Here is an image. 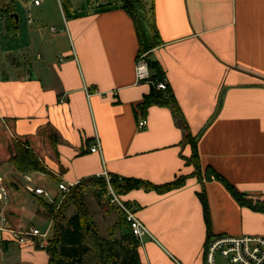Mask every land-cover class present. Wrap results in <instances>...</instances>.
Listing matches in <instances>:
<instances>
[{"label":"crops","instance_id":"crops-1","mask_svg":"<svg viewBox=\"0 0 264 264\" xmlns=\"http://www.w3.org/2000/svg\"><path fill=\"white\" fill-rule=\"evenodd\" d=\"M31 1L0 0V9L14 2L18 18L13 35L0 18V183L10 190L11 224L53 227L44 206L49 201L29 193V184L55 199L59 182L74 186L104 171L153 185L193 175L192 148L173 111H136L152 86L136 83L139 42L122 0H94L69 19L63 14L59 33L44 40L32 13L50 0L41 6ZM144 2L162 41L149 60L162 68L198 136L203 172L213 167L239 192L264 201V0ZM13 137L30 145L51 176L23 179L9 162ZM96 141L101 153L90 151ZM186 182L167 194L135 190L122 196L154 239L146 237L138 249L141 264H205L203 186L212 237L264 235V213L241 207L221 182ZM49 260L46 248L31 244L10 243L0 252V264Z\"/></svg>","mask_w":264,"mask_h":264},{"label":"trees","instance_id":"trees-1","mask_svg":"<svg viewBox=\"0 0 264 264\" xmlns=\"http://www.w3.org/2000/svg\"><path fill=\"white\" fill-rule=\"evenodd\" d=\"M144 0H122V9L127 12L135 26L137 40L139 42V55H147L149 68L156 71V75H152V80L155 82H164V72L158 63L150 62V52L162 45L158 31L154 24L149 25L148 13ZM14 2L5 8L0 9V18L6 19L7 30L10 34H15L17 28L15 25ZM138 55V56H139ZM152 106L169 108L173 111L176 124L183 128L186 132L185 142L192 148V157L189 163L195 168V172L190 177H195L199 182L203 180L221 182L226 190L235 198L237 203L242 207L251 209L254 212L264 213V201L249 198L248 195L239 192L229 181H226L213 167H209L203 172L201 166L200 153L198 152V136L194 137L186 123L183 111L180 110L176 97L174 96L169 85L165 92L158 91L155 86H152V92L145 100L138 105V111L143 116L147 115V111ZM13 154L10 157V163L14 165L16 171L21 175L45 174L51 176V172L47 170L43 161L38 158L33 149L26 142L20 140L12 141ZM188 176L177 178L169 184L153 185L142 179H122L118 181V176L113 175L111 185L119 196H124L126 193L135 190H144L146 192H157L159 194H167L173 190L184 188ZM108 185L101 177L84 179L80 183L74 185L69 193L64 197L61 204L44 203L47 209L48 216L53 222L54 235L49 241V246L46 248L49 264H141L138 249L140 246L132 233L126 217L121 213L120 217L115 221L113 230L110 233L111 239L115 233H119L120 238L107 240L100 235V232L95 228L92 214L90 213L85 203V197L93 196L100 202L108 205L109 211H113L116 206L111 204V199L107 197ZM200 196L203 210L205 212L206 224L209 227V235L207 245L214 239L210 235V210L208 209L207 196L203 186ZM74 208V212L69 218L65 215L69 208ZM119 208V207H118ZM120 242L119 249L113 245V242ZM7 244L3 243L2 249Z\"/></svg>","mask_w":264,"mask_h":264},{"label":"built area","instance_id":"built-area-1","mask_svg":"<svg viewBox=\"0 0 264 264\" xmlns=\"http://www.w3.org/2000/svg\"><path fill=\"white\" fill-rule=\"evenodd\" d=\"M45 0H32V4L35 6H41ZM60 7L63 2L67 0H57ZM31 22V20H30ZM51 33L58 34L59 30L55 26L49 27ZM135 76L136 83H149L151 86H155L158 91L165 92L168 88V84L165 82H155L152 80L151 69L147 55H139L136 59L135 64ZM140 130L146 129L147 120L141 118L138 121ZM14 140L17 138L13 137ZM91 153H101V144L96 141V144L91 148ZM108 185L107 197L111 199V204L119 207L126 216L134 238L139 241L140 245L143 244V239L150 237L148 228L141 222L136 213V210L129 204L126 205L121 197L115 192L111 185L113 180V174H109L104 171L101 176ZM23 179L31 183L33 181L32 175H25ZM118 181H122L121 177L117 178ZM72 185H66L64 182H59L58 190L62 196L61 200L54 199L51 194L40 187H33L30 184L26 185L25 188L29 193L35 194L36 196H42L45 200L51 204L59 206L64 197L69 193ZM10 190L6 185L0 183V252H2L3 243H15L19 246H26L27 244L35 245L42 249L49 246L50 238H48V231L40 230L35 227L17 228L11 224L10 217L7 214V208L11 203ZM205 264H219L218 258H221L222 264H264V235L249 236L243 235L242 237L234 236H217L207 245L205 250Z\"/></svg>","mask_w":264,"mask_h":264},{"label":"rangeland","instance_id":"rangeland-1","mask_svg":"<svg viewBox=\"0 0 264 264\" xmlns=\"http://www.w3.org/2000/svg\"><path fill=\"white\" fill-rule=\"evenodd\" d=\"M93 1L94 0H68V1H64L62 7H60L57 0H50L47 6H45L44 9L40 10L39 13L37 11H34L32 13L33 18H35L36 24L42 27V39L44 40V39H48L49 37H51V32H48L49 27L55 26L59 28L58 22L62 20L63 14H65V18L69 19L74 13L77 14L81 12L83 10L82 7L84 5L87 6V2H89L90 5H92ZM63 23H64V19H63ZM45 183H47L51 187H54L53 183H51L49 179L46 180ZM120 197L121 199L123 198L122 196ZM61 198L62 196L58 195L56 199L60 201ZM84 200L87 205V208L92 214V219H93L95 228L98 229V231L100 232V235L107 240L119 239L120 238L119 233H115L113 239H111L110 233L113 230V225L115 221L120 217L121 213L124 215V218L126 217L125 213L117 206H115L113 208V211H111L110 213L109 207L106 203L100 202L99 200L95 199L91 195L86 196ZM122 200L124 201V199ZM125 204L129 206L128 202L127 203L125 202ZM74 210L75 209L72 207L69 208V210L65 214L67 218L71 216ZM37 227L42 229L44 232L48 231V238L54 235L53 227L47 228V225L43 227L42 226L40 227L37 225ZM147 238H150V237H147ZM150 239L154 240L152 235ZM117 241H114L113 245H115L119 249L120 242H117ZM141 246L142 245H140L139 248H141ZM218 263L219 264L223 263L221 258H218Z\"/></svg>","mask_w":264,"mask_h":264},{"label":"water","instance_id":"water-1","mask_svg":"<svg viewBox=\"0 0 264 264\" xmlns=\"http://www.w3.org/2000/svg\"><path fill=\"white\" fill-rule=\"evenodd\" d=\"M14 17H15V19H17V20H18L17 16H14Z\"/></svg>","mask_w":264,"mask_h":264}]
</instances>
